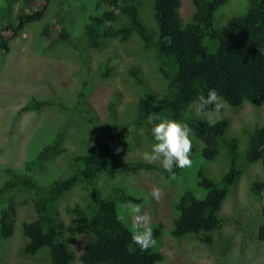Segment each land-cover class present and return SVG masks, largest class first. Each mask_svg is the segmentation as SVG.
I'll list each match as a JSON object with an SVG mask.
<instances>
[{
    "label": "rangeland",
    "instance_id": "obj_1",
    "mask_svg": "<svg viewBox=\"0 0 264 264\" xmlns=\"http://www.w3.org/2000/svg\"><path fill=\"white\" fill-rule=\"evenodd\" d=\"M94 1L72 2L67 16L71 45L61 42L43 51L48 41L43 40L39 32L50 19L49 28L59 31L61 26L56 18L47 15L44 21L29 25L22 39L11 41L8 55L0 54V186L6 180L7 167L23 171L26 161L34 158L57 134H65L60 143L62 151L46 172L36 177L40 184L49 185L67 178L71 174L72 159L87 158L93 147L104 151L111 134L128 127L129 137L121 142L118 155L105 162L97 184L79 185L63 197L60 213L66 227L74 226V210L90 204L96 189L104 197H114L113 190L121 187L135 200L117 206L118 216L131 229L132 216L126 207L129 203L139 204L142 212L150 215L152 230L163 225V236L156 243V249L165 259L159 264H264V242L257 237L264 224V192L253 190L256 183L264 182V162H246L249 136L256 128L264 126V102L259 107L244 103L234 108L223 100L220 115L211 117L213 121H230L226 140L237 143L235 153L224 147L215 160L208 161L196 149L201 148V144L191 136V165L179 174L166 177L157 171L116 173L129 163H147L164 170L159 162L148 163L143 159V153L150 151L155 142L151 132L153 125L136 126L134 121L143 111L145 101L156 102L169 85L158 71L160 61L153 52L144 50L136 36L126 43L111 40L103 51L86 46L83 26L89 16L98 13ZM152 3L153 0H148L149 8ZM248 8V0H230L216 12L215 26H225L233 17L244 15ZM35 11L38 13L40 9ZM193 12V0H182L180 14L185 22ZM144 18L147 21V17ZM136 68L142 84L133 74ZM32 98L48 101L50 105L38 113L20 114ZM111 99L117 105L114 118L108 110ZM187 115L209 122L203 114L198 115L194 107L189 108ZM233 162L243 172L223 203L219 214L222 226L210 233L212 244L204 243L197 235L174 238V221L179 216L176 205L181 196L190 191L199 199L206 197L207 190L197 184L198 172H206L220 184ZM153 187L163 190L159 201L151 197ZM36 218L34 206H20L13 238L1 243L0 264H51L46 249L36 256L27 257L23 253L27 242L22 234L23 224ZM91 241L88 233L67 232L65 242L76 255L74 264H82L80 256Z\"/></svg>",
    "mask_w": 264,
    "mask_h": 264
},
{
    "label": "trees",
    "instance_id": "obj_2",
    "mask_svg": "<svg viewBox=\"0 0 264 264\" xmlns=\"http://www.w3.org/2000/svg\"><path fill=\"white\" fill-rule=\"evenodd\" d=\"M71 1L0 0V54L8 55L11 41L22 39L29 25L44 21L47 15L56 18L61 26L59 31L49 28L52 25L50 19L39 32L40 37L48 41L43 51L61 42L71 45L67 16L75 0ZM229 1L193 0L194 12L185 22L180 14L182 0H153L150 8L148 0H95L98 13L89 16L83 26V36L90 50L103 51L111 40L126 43L136 36L146 52L155 54L160 61L158 71L169 86L156 102L145 101L134 124L144 126L150 112L186 122L192 129V138L201 144V148L196 149L208 161L215 160L224 147L235 153L238 145L233 140H226L231 126L229 120H215L210 125L208 121L188 116L193 100L201 94L207 96L209 89H215L234 108L242 107L244 103L259 107L264 102V0H248L249 8L244 15L233 17L223 27H216V12ZM37 8L40 9L38 13ZM133 74L142 84L137 68ZM49 105L48 101L32 98L20 114L40 112ZM116 106V101L111 99L108 110L112 118ZM129 134L128 127L111 134L109 146L104 151L93 147L87 158L72 159L71 174L49 185L40 184L36 177L45 173L62 151L60 143L64 133L26 161L23 171L7 167L4 170L6 180L0 186V249L2 242L14 236L20 206L31 204L37 218L25 222L22 227L27 240L23 253L27 257L46 249L51 264H74L76 255L65 242L69 232L73 235L88 233L92 237L80 256L82 264L162 263L165 258L156 246L143 251L133 243L132 229L118 216L119 203L135 201L125 194L124 188H115L114 197H104L96 189L90 204L74 210L71 228H67L61 219L63 197L79 185H96L105 162L118 155L121 142ZM261 160L264 162V126L250 134L246 153L249 164ZM183 169L174 167L169 173L151 164L129 163L116 173L157 171L169 177ZM242 172V168L233 162L219 184L206 172L199 171L197 184L207 190L206 197L199 199L190 191L181 196L176 205L179 216L174 221L172 236L197 235L204 243L212 244L210 233L222 226L219 214L223 203ZM253 190L264 192V182L256 183ZM152 232L158 243L163 236V225L156 226ZM257 237L264 242V224ZM2 259L0 255V262Z\"/></svg>",
    "mask_w": 264,
    "mask_h": 264
},
{
    "label": "clouds",
    "instance_id": "obj_3",
    "mask_svg": "<svg viewBox=\"0 0 264 264\" xmlns=\"http://www.w3.org/2000/svg\"><path fill=\"white\" fill-rule=\"evenodd\" d=\"M191 107L195 108L198 115L203 114L207 117L210 125H212L214 121L211 117H218L224 107L223 97L215 89H209L207 96L201 94L196 97ZM147 123L153 125L151 132L155 142L150 151L143 153V159L146 162H159L163 169L169 173L173 172L174 167L185 168L191 165L192 129L186 122L164 118L159 113L150 112L147 115ZM162 196L163 190L161 188H152L151 197L153 199L159 201ZM126 207L132 216L133 230L131 235L133 243L143 251L155 247L157 241L154 239L150 227V215L143 213L139 204L129 203Z\"/></svg>",
    "mask_w": 264,
    "mask_h": 264
}]
</instances>
